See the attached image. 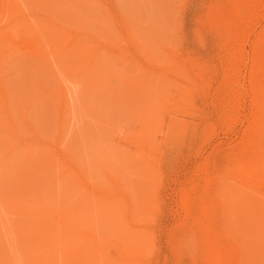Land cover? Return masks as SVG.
Segmentation results:
<instances>
[{"label": "rangeland", "instance_id": "rangeland-1", "mask_svg": "<svg viewBox=\"0 0 264 264\" xmlns=\"http://www.w3.org/2000/svg\"><path fill=\"white\" fill-rule=\"evenodd\" d=\"M260 185L264 0H0V264H264Z\"/></svg>", "mask_w": 264, "mask_h": 264}, {"label": "bare ground", "instance_id": "bare-ground-1", "mask_svg": "<svg viewBox=\"0 0 264 264\" xmlns=\"http://www.w3.org/2000/svg\"><path fill=\"white\" fill-rule=\"evenodd\" d=\"M256 116V115H255ZM247 173V172H246ZM248 177V176H247ZM249 181V180H248ZM249 184V183H248ZM252 184V183H251ZM248 186V185H247ZM251 186H253V185H251ZM255 186V185H254ZM257 186V185H256ZM259 186V185H258ZM257 186V187H258ZM263 186V185H262ZM250 188V187H249ZM260 188H261V185H260ZM252 189H253V187H252ZM251 189V190H252ZM262 190H263V188H261ZM256 191H258V189L256 190ZM262 192H264V190L262 191ZM188 199V198H187ZM187 203H188V201H187ZM186 207V206H185ZM188 207V206H187ZM2 209V208H1ZM187 209V208H186ZM48 237V236H47ZM92 246V245H91ZM98 248V247H97ZM102 250V249H101ZM58 251V250H57ZM96 251V250H95ZM42 252H44L43 250H42ZM41 252V253H42ZM212 253V252H211ZM211 253H209V254H211ZM47 254V253H46ZM213 254V253H212ZM216 254H218V253H216ZM42 255V254H41ZM67 256H68V254H66ZM122 255V254H121ZM49 257V256H48ZM76 257V256H75ZM212 258V260H213V256L211 257ZM38 259H39V257H38ZM80 258H78V260H79ZM218 259H219V257H218ZM65 260V259H64ZM39 261V260H38ZM45 261V260H44ZM47 261H48V258H47ZM68 261V260H67ZM212 262V261H211ZM46 263V262H45ZM50 262H48V264H49ZM55 264V263H54ZM62 264H63V262H62Z\"/></svg>", "mask_w": 264, "mask_h": 264}]
</instances>
